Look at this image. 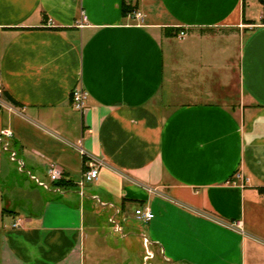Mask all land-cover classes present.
<instances>
[{
  "label": "crops",
  "instance_id": "0c3cea01",
  "mask_svg": "<svg viewBox=\"0 0 264 264\" xmlns=\"http://www.w3.org/2000/svg\"><path fill=\"white\" fill-rule=\"evenodd\" d=\"M122 3L0 0V264H264V0Z\"/></svg>",
  "mask_w": 264,
  "mask_h": 264
},
{
  "label": "built area",
  "instance_id": "2783aa9c",
  "mask_svg": "<svg viewBox=\"0 0 264 264\" xmlns=\"http://www.w3.org/2000/svg\"><path fill=\"white\" fill-rule=\"evenodd\" d=\"M134 18L139 19V18H141V15L138 13H134ZM84 23H86L85 17L82 18V24H84ZM81 26H83V25H80V27ZM179 36L183 37L184 33L180 32ZM0 94H1V90H0ZM87 96H88L87 93L82 88L78 87L72 91L71 102H72V105H73L75 110L80 111V112L84 110V108L86 106ZM11 137H12V133L10 130H3L0 132V144H3L4 151H8L9 143L7 142V140ZM79 145H80V143H79ZM80 153L82 155H85V153L82 151L81 148H80ZM16 157H17V153L11 152L10 160L12 162H18V171L22 172V170L24 168V163L21 160H17ZM98 166L99 165L97 163H90L88 165V169L83 173L82 178H81V182L79 183V186L82 187L84 181L91 182V181L97 179ZM48 177H49V180L51 183H59L63 180V173L55 165H50L48 168ZM29 178L31 180H34L39 187H42L44 189H48V186L45 183L38 181V179H36L35 177H33L30 174H29ZM239 178H240V176L236 175V179H239ZM135 216L138 220L144 221V222H148L154 217L149 208L137 209L135 211ZM109 222L112 225L115 224L113 219H110ZM14 226L16 227L17 224H15ZM115 231L122 233V230L120 229V227L118 225L115 226ZM144 246L146 249V254H145V257L143 258L142 264H151L150 261H152V259H153V254H152V252H150L148 250L149 242L146 239L144 240Z\"/></svg>",
  "mask_w": 264,
  "mask_h": 264
},
{
  "label": "rangeland",
  "instance_id": "374dc122",
  "mask_svg": "<svg viewBox=\"0 0 264 264\" xmlns=\"http://www.w3.org/2000/svg\"><path fill=\"white\" fill-rule=\"evenodd\" d=\"M0 105L4 108L5 106L2 104V102L0 103ZM7 142L9 143V148L8 151H4L3 150V144H0V151L4 154V156L7 157V161L9 163V165H11V174L7 180L10 181L9 185H11V187H2V200H3V208L7 209V197H10L14 199L15 205H18L19 208L18 209H22V206H24L23 200H26V198H28L31 194L30 189L36 188L39 189V191L41 192H45L43 191L40 187L37 186V184L35 182H32L29 178V172L28 169L25 167L22 172L18 171V162H12L10 161V154L11 152H13L12 148H11V141L7 140ZM17 153V160H21L20 159V155L18 154V151L16 150ZM44 182H47L45 179H43ZM35 183V184H34ZM27 186V187H25ZM13 201V204H14ZM15 208V207H14ZM12 210V209H11ZM6 220L8 221L9 217H5ZM109 227V224H107V228ZM107 234L112 236L113 238L116 239H120V236H114L113 230L112 228L107 229Z\"/></svg>",
  "mask_w": 264,
  "mask_h": 264
},
{
  "label": "trees",
  "instance_id": "16d2710c",
  "mask_svg": "<svg viewBox=\"0 0 264 264\" xmlns=\"http://www.w3.org/2000/svg\"><path fill=\"white\" fill-rule=\"evenodd\" d=\"M132 12H133V8H131L130 6H127L125 4V0H123V3H122V14H123V16L127 15L128 13H132ZM1 95L3 96V98L5 100L12 103L13 105L20 106L19 103H17L14 99H12L6 92L1 93Z\"/></svg>",
  "mask_w": 264,
  "mask_h": 264
}]
</instances>
